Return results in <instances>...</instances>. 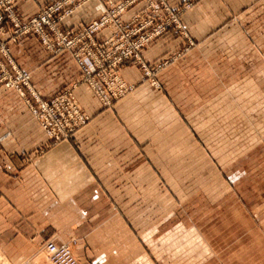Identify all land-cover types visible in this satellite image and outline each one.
<instances>
[{
	"label": "crops",
	"instance_id": "0c3cea01",
	"mask_svg": "<svg viewBox=\"0 0 264 264\" xmlns=\"http://www.w3.org/2000/svg\"><path fill=\"white\" fill-rule=\"evenodd\" d=\"M52 1L18 2L16 8L24 20H29ZM121 1L89 0L59 25L63 30L79 28L100 17L97 9L100 3L108 7ZM187 4L192 6L180 14L179 20L182 31L195 42V47L186 50L189 40L182 31L172 27L142 51L149 66L172 59L158 78L164 86L160 95L168 96L166 99L171 103L168 109L174 117L166 124L162 119L149 125L145 120L139 121L137 126L145 134L143 140L147 142L148 126H155L159 132L153 143L182 126L181 122H185L174 112L182 111L184 105L189 107L194 100L203 101L197 94H210V98L218 94L211 90L214 79L221 80L226 88L230 86L229 93L237 101L235 108L243 110L244 107L251 112L252 120L264 136V0H169L174 12ZM145 6V3L133 6L123 19L132 20ZM110 35L105 29L98 38ZM21 51L28 57L26 65L19 56ZM12 55L20 68L31 72L33 85L44 98L56 95L79 75L69 52L51 55L33 34L12 45ZM58 70L61 80L52 83V78L59 77ZM121 71L128 83H142L137 67L126 64ZM178 80L191 85L182 89L176 84ZM78 94L90 118L89 125L70 140L52 146L19 94L0 86V246L8 245L6 240L35 242L60 234L64 238H78L82 253L104 255L107 252L94 249L92 243L100 240L105 231L111 229L119 237L122 232L130 235L127 219L113 210L107 194L115 190L114 184L104 179L117 169V173H131V159L134 155L141 158L146 150L133 151L131 133L124 130L125 120L131 119L116 115L125 104L104 108L86 87ZM193 94L196 96L190 98ZM244 96L248 105L244 103ZM217 107L213 104L205 107L210 124L212 111ZM225 107L220 104L218 109ZM163 125L169 126L170 131L161 132ZM115 239L110 244L114 245ZM117 248H109L108 254L116 253ZM80 258L86 264H98Z\"/></svg>",
	"mask_w": 264,
	"mask_h": 264
},
{
	"label": "rangeland",
	"instance_id": "374dc122",
	"mask_svg": "<svg viewBox=\"0 0 264 264\" xmlns=\"http://www.w3.org/2000/svg\"><path fill=\"white\" fill-rule=\"evenodd\" d=\"M30 1L35 0H16L13 5L15 13L23 24L29 23L44 10L59 2V0H53L34 17L24 20L16 4ZM87 1L89 0H79L77 4L65 7L53 15V20L57 21L62 32L81 31L93 21L100 20L105 9H110L125 0L108 7L100 3L97 8L100 13L98 19L79 28L63 30L59 25L60 22L73 15ZM167 3L172 14L164 13L163 21H168L175 16L177 22L141 49L140 60L136 58L126 60L116 70L122 81L126 83L128 91L122 97L115 99L110 106H104L87 84H81L82 70L73 50L50 51L35 31L22 35L13 42L10 38L14 28L10 20L5 21V27L8 30L3 39L10 46L12 58V45L18 44L24 37L33 34L49 54L59 55L69 52L79 68L78 78L62 87L56 95L44 98L35 89L31 72L20 68L13 58L19 69L31 75L32 88L37 95L43 100L51 101L65 91H73L74 86L79 84L74 93L86 116L78 94L83 87L88 88L104 108L109 109L116 104H125L126 107L123 105L119 107V113L116 112V115L121 119H124V115L131 119L130 122L128 119L125 120L124 130L131 133L134 140L133 151L141 149L146 150V153L142 152L144 155L141 158L133 156L131 173H117L119 170L117 169L114 174L104 179L108 184H114L115 190L107 192L113 204V210L125 217L131 227L130 235L122 232L119 237L118 232L109 229L103 233L104 238L92 243L94 249L102 248L107 252L106 254L89 255L87 251L82 253L78 247L79 239L75 236L64 238L60 234H53L50 238L35 242L25 239L15 242L6 240L5 243L8 245L0 246V264H57L46 251V243L49 241L70 244L74 257L81 264L86 262L80 257L98 264H264V136L255 120H252L251 112H247L244 107L243 110L241 107L235 108L237 101L229 93L230 86L226 88L221 80H212L211 90H216L218 94H212L211 98L210 94H197V98L203 101L194 100L195 102H191L189 107L184 105L182 111H175L174 114H179L180 120L185 123L181 122L182 126L172 131L169 126L163 125L161 132L164 134L168 130L170 132L160 136L159 138H162L160 142H152L156 138L155 134L159 133L156 132L155 126L146 128L147 142L143 140L145 134L140 131L141 127L137 126L139 121L145 120L144 122L147 121L149 125L156 123V119H159L158 121L162 119L166 124L174 118L170 114L171 110L168 109L171 104L166 99L168 96L160 95L162 91L164 92V86L158 78L172 59L149 66L142 57V51L167 34L172 27L182 31L180 14L192 5L187 4L178 12H174L169 5V0ZM75 6L74 12L67 16L65 12ZM150 16L152 13L148 11L145 17L148 19ZM122 20L130 22L133 19L126 21L122 18ZM159 22L157 20L155 25ZM106 29L112 35L111 29ZM47 33L58 47L54 33L48 28ZM100 33L95 37L99 43H103L108 37L99 39ZM143 33L145 32L141 35ZM182 33L189 40V48L186 50L195 47V42H192L184 31ZM22 51L19 56L26 65L29 60ZM0 56H3L1 52ZM126 64L140 70L142 83L130 84L124 79L121 69ZM56 73L59 77L52 78V83L61 80L59 79L60 71ZM230 82L229 79L228 84ZM176 84L182 89L191 85L183 80H178ZM220 90H223L222 97ZM24 91L26 99L18 91L16 92L31 112L27 99L31 102L33 99L29 90ZM225 93L228 94L225 95ZM195 96L193 94L190 98ZM243 99L248 105L247 97L244 96ZM208 104H213V107L216 105L219 107L220 104L225 107L224 104H226L223 110L217 107L212 111L211 124L207 122L210 118L209 111L205 110ZM87 118L88 123L83 128L89 125L90 118L88 116ZM240 121L242 123H239ZM41 129L43 130L42 127ZM44 133L50 139L52 146L61 143L55 142V139L49 137L45 131ZM238 138L242 141L237 142ZM120 168L123 170L122 163ZM114 238H116L114 245L110 244L113 243ZM113 247H118L115 250L116 253L108 254L109 248Z\"/></svg>",
	"mask_w": 264,
	"mask_h": 264
},
{
	"label": "built area",
	"instance_id": "2783aa9c",
	"mask_svg": "<svg viewBox=\"0 0 264 264\" xmlns=\"http://www.w3.org/2000/svg\"><path fill=\"white\" fill-rule=\"evenodd\" d=\"M142 1L146 5L144 9L132 21L124 22L123 15ZM15 2L16 0H0V52L3 55L0 56V85L18 91L24 99L27 98L24 90L30 91L33 102L27 99V104L31 113L48 136L57 143L70 139L88 123L74 93L79 84L74 86L73 91H65L51 101L43 100L37 95L32 88L31 75L17 67L10 55V46L3 39L8 30L5 21L10 20L14 28L10 38L13 42L18 37L35 31L50 51L73 50L82 70L81 84H87L104 106H110L128 91L126 83L116 73L120 65L132 58L140 60L141 49L177 22L175 16L163 21L164 13L172 14L167 0H125L105 9L100 20L93 21L81 31L64 33L57 21L53 20V15L65 7L77 4L79 0H59L27 24H23L15 13ZM75 8L76 6L68 9L65 14L71 15ZM148 11L152 16L147 19L145 14ZM157 20L160 22L155 25ZM47 28L54 33L58 47L47 33ZM106 28L111 29L112 35L99 43L95 36ZM142 32L145 33L141 35ZM45 248L57 264H81L74 257L70 244L49 241Z\"/></svg>",
	"mask_w": 264,
	"mask_h": 264
}]
</instances>
